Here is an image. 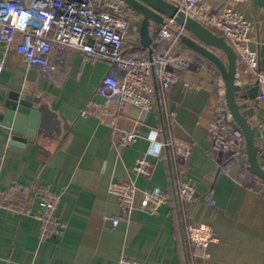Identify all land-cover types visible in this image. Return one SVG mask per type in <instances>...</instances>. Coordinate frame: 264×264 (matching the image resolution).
Returning <instances> with one entry per match:
<instances>
[{
	"label": "crops",
	"instance_id": "crops-1",
	"mask_svg": "<svg viewBox=\"0 0 264 264\" xmlns=\"http://www.w3.org/2000/svg\"><path fill=\"white\" fill-rule=\"evenodd\" d=\"M231 5L253 25L250 47L258 53L264 72V0H234ZM178 52L195 56L182 42ZM2 61L0 113L12 92L39 95L56 115L61 130L52 127L34 143L15 146L0 125V190L41 184L60 194L55 216L64 230L42 242L43 227L35 217L0 207V264H117L122 257L139 264H188L185 220L211 226L217 237L209 248L210 257H191V264H264V192L251 190L250 183L242 185L237 169L231 174L216 170L209 153L208 119L220 99L217 69L211 64L195 61L181 71L170 97L175 113L170 129L158 104L149 112L127 106L118 127L135 130L138 137L130 145L117 147L108 125L95 116L81 115L89 102L104 104L96 91L111 69L108 62L93 63L74 53L67 71L52 83L26 68L14 51ZM250 123L264 138L260 99ZM170 134L187 151V179L196 189L195 200L184 207L177 195L173 157L162 144ZM143 158L150 163L148 178L130 172ZM260 161L264 164V158ZM113 179H131L141 190L160 186L170 201L158 214L135 211L130 221L114 223L121 209L109 190ZM210 193L215 205L202 200ZM37 207L38 201L34 210Z\"/></svg>",
	"mask_w": 264,
	"mask_h": 264
},
{
	"label": "built area",
	"instance_id": "built-area-1",
	"mask_svg": "<svg viewBox=\"0 0 264 264\" xmlns=\"http://www.w3.org/2000/svg\"><path fill=\"white\" fill-rule=\"evenodd\" d=\"M164 1L230 45L237 56V84L257 85L258 99L264 102V72L259 68L258 53L250 47L253 25L231 5L234 0ZM142 20V16L124 0H0V43H3L4 56L14 51L26 68L36 70L52 83H57L62 72L67 71L74 53H82L93 63L108 62L111 69L96 91L105 99L104 104L89 102L81 115L95 116L108 125L112 130V143L118 147L130 145L138 137L135 130L118 127L127 106L149 112L158 104L170 129L175 117L170 97L181 71L195 61L209 65L196 54L178 52L181 38L188 32L167 18L162 24H150L151 53L136 54L135 51L141 48ZM3 70L1 61L0 74ZM215 78L219 83L220 99L208 119L209 153L215 160L214 168L228 174L237 169L242 185L250 183L251 190L264 192V182L247 169L244 133L226 105L224 82L217 73ZM169 136L162 144L171 150L177 195L184 207L195 200L196 189L187 179V151L174 143L171 134ZM149 166L147 159H139L130 172L136 177L148 178L151 175ZM109 190L117 197L121 209V215L114 223L130 221L135 211L158 214L170 201L162 187L141 190L131 179H113ZM60 198V194L41 184L15 185L0 190V207L17 215L35 217L43 227L39 240L45 242L64 230V225L55 216ZM202 200L215 205L211 193ZM36 201L38 207L34 210ZM184 239L191 257L203 260L210 257L209 248L217 242L211 226L192 224L187 220L184 222ZM117 264L139 263L122 257Z\"/></svg>",
	"mask_w": 264,
	"mask_h": 264
},
{
	"label": "water",
	"instance_id": "water-1",
	"mask_svg": "<svg viewBox=\"0 0 264 264\" xmlns=\"http://www.w3.org/2000/svg\"><path fill=\"white\" fill-rule=\"evenodd\" d=\"M143 18L140 28L141 46L151 53L152 38L150 24L164 23L165 18L174 20L189 34L181 42L217 69L225 87V101L229 112L244 133L248 166L254 177L264 182V138L258 135V128L250 123L257 107L259 87L257 85L237 84V56L230 45L200 23L187 17L177 7L164 0H124ZM4 56L3 43H0V62ZM0 125L10 136L11 145L25 146L34 143L43 134L47 136L52 127L61 130V124L46 104L41 103L39 95L35 97L27 92H12L4 103L0 113ZM58 130V131H59ZM264 150V147H263ZM113 220H109L112 223Z\"/></svg>",
	"mask_w": 264,
	"mask_h": 264
},
{
	"label": "trees",
	"instance_id": "trees-1",
	"mask_svg": "<svg viewBox=\"0 0 264 264\" xmlns=\"http://www.w3.org/2000/svg\"><path fill=\"white\" fill-rule=\"evenodd\" d=\"M147 53V50L146 49H144V48H141V52H139V53H137V54H144V55H147L146 54ZM170 151V156H171V158H172V153H171V150H169ZM172 162H173V160H172ZM172 168H173V170H174V163H173V165H172ZM180 210H181V208H180ZM185 244H186V242H185ZM185 254H186V256H187V262H188V264H191V252H190V249L187 247V245L185 246Z\"/></svg>",
	"mask_w": 264,
	"mask_h": 264
}]
</instances>
